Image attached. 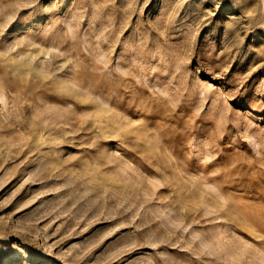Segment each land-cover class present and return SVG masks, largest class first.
<instances>
[{
    "label": "rangeland",
    "instance_id": "1",
    "mask_svg": "<svg viewBox=\"0 0 264 264\" xmlns=\"http://www.w3.org/2000/svg\"><path fill=\"white\" fill-rule=\"evenodd\" d=\"M0 264H264V0H0Z\"/></svg>",
    "mask_w": 264,
    "mask_h": 264
},
{
    "label": "bare ground",
    "instance_id": "2",
    "mask_svg": "<svg viewBox=\"0 0 264 264\" xmlns=\"http://www.w3.org/2000/svg\"><path fill=\"white\" fill-rule=\"evenodd\" d=\"M11 259H14V258H11ZM17 260V259H16Z\"/></svg>",
    "mask_w": 264,
    "mask_h": 264
}]
</instances>
